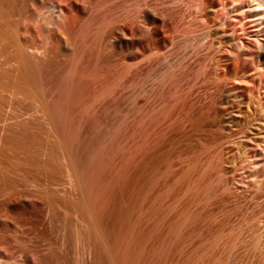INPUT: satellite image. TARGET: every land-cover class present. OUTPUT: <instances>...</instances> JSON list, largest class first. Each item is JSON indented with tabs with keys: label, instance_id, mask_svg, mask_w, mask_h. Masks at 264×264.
Masks as SVG:
<instances>
[{
	"label": "rangeland",
	"instance_id": "374dc122",
	"mask_svg": "<svg viewBox=\"0 0 264 264\" xmlns=\"http://www.w3.org/2000/svg\"><path fill=\"white\" fill-rule=\"evenodd\" d=\"M0 9V264H264V0Z\"/></svg>",
	"mask_w": 264,
	"mask_h": 264
},
{
	"label": "bare ground",
	"instance_id": "6f19581e",
	"mask_svg": "<svg viewBox=\"0 0 264 264\" xmlns=\"http://www.w3.org/2000/svg\"><path fill=\"white\" fill-rule=\"evenodd\" d=\"M1 10V9H0ZM3 146V145H2ZM68 161V160H67ZM69 162V161H68ZM67 162V163H68ZM14 163V162H13ZM10 165V164H9ZM69 165V164H68ZM67 165V166H68ZM14 166V165H13ZM17 166V165H16ZM71 169V168H70ZM71 171V170H70ZM3 190V189H2ZM90 229V228H89ZM1 252V251H0ZM16 260V258L14 256H5V255H1L0 254V260H2L3 262H10L11 260ZM17 261V260H16Z\"/></svg>",
	"mask_w": 264,
	"mask_h": 264
}]
</instances>
